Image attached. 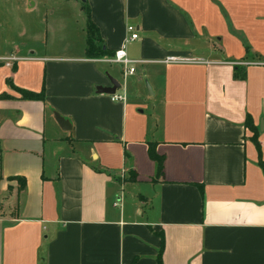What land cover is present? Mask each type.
<instances>
[{
    "label": "crops",
    "instance_id": "1",
    "mask_svg": "<svg viewBox=\"0 0 264 264\" xmlns=\"http://www.w3.org/2000/svg\"><path fill=\"white\" fill-rule=\"evenodd\" d=\"M67 2L0 13V264H156L158 233L162 264H264V0ZM85 2L107 56L85 57Z\"/></svg>",
    "mask_w": 264,
    "mask_h": 264
},
{
    "label": "trees",
    "instance_id": "2",
    "mask_svg": "<svg viewBox=\"0 0 264 264\" xmlns=\"http://www.w3.org/2000/svg\"><path fill=\"white\" fill-rule=\"evenodd\" d=\"M82 10L85 15V57L89 59H94L109 55L110 53H108L107 50L104 48L103 42L100 38L99 29L91 19L90 8L86 2L82 4ZM244 77H245L244 73H237L236 71L235 78L243 79ZM23 97L26 99L43 100L44 92L43 90L39 93L23 92ZM245 125L250 129V131L253 132L251 140L258 151V156L260 157V145L257 139L258 131L256 127L253 126L252 120L248 115L245 118ZM148 155L156 165V176L161 177L163 174L164 159L162 156L156 154L154 144L151 143L148 144ZM134 179H135V174L132 172L130 173V180H134ZM157 235L160 238V247L158 249V254L156 256V264H162L164 238L162 233H158Z\"/></svg>",
    "mask_w": 264,
    "mask_h": 264
},
{
    "label": "rangeland",
    "instance_id": "3",
    "mask_svg": "<svg viewBox=\"0 0 264 264\" xmlns=\"http://www.w3.org/2000/svg\"><path fill=\"white\" fill-rule=\"evenodd\" d=\"M22 0H0V13H4L6 16H11L9 14H17L20 8V2ZM83 0H78V4ZM38 6L37 11L43 17V20L48 22L52 21V19H56V17L60 16L62 12L69 10L70 4L67 0H37ZM121 83L123 81V76L120 78ZM143 84L147 90V86H149L148 82L143 81ZM148 91V90H147Z\"/></svg>",
    "mask_w": 264,
    "mask_h": 264
},
{
    "label": "built area",
    "instance_id": "4",
    "mask_svg": "<svg viewBox=\"0 0 264 264\" xmlns=\"http://www.w3.org/2000/svg\"><path fill=\"white\" fill-rule=\"evenodd\" d=\"M126 31L129 34V37L126 38L123 43L121 44L120 48L115 51L114 55L108 59L111 63L120 64L124 68V75H131L134 73V67H129L130 64L133 62L130 61L126 56V45L129 41H133L137 38L136 28L134 26H127ZM10 60H14V58H10ZM167 63H197L198 60L193 58H186V57H175L169 56L165 60ZM113 101H123L124 97L118 95L117 93L110 96ZM117 205V204H114Z\"/></svg>",
    "mask_w": 264,
    "mask_h": 264
},
{
    "label": "water",
    "instance_id": "5",
    "mask_svg": "<svg viewBox=\"0 0 264 264\" xmlns=\"http://www.w3.org/2000/svg\"><path fill=\"white\" fill-rule=\"evenodd\" d=\"M111 86L107 88H97L98 93L100 94H107V95H113L116 93V90L120 87V84L114 80L110 79ZM147 90L150 93V88L147 86ZM54 118L56 122L59 124L60 128L63 130H69L70 129V124L68 120L62 118L59 116L57 113H54Z\"/></svg>",
    "mask_w": 264,
    "mask_h": 264
}]
</instances>
